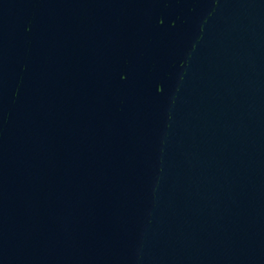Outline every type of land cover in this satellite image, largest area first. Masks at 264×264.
Wrapping results in <instances>:
<instances>
[{
    "label": "water",
    "instance_id": "obj_1",
    "mask_svg": "<svg viewBox=\"0 0 264 264\" xmlns=\"http://www.w3.org/2000/svg\"><path fill=\"white\" fill-rule=\"evenodd\" d=\"M0 160L31 264H264V0H0Z\"/></svg>",
    "mask_w": 264,
    "mask_h": 264
}]
</instances>
